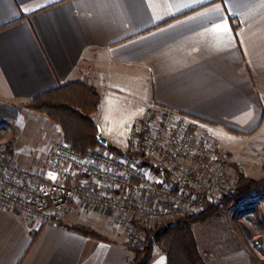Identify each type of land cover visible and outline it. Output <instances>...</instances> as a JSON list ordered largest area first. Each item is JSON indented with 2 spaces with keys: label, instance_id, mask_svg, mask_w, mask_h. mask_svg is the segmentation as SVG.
I'll return each mask as SVG.
<instances>
[{
  "label": "crops",
  "instance_id": "1",
  "mask_svg": "<svg viewBox=\"0 0 264 264\" xmlns=\"http://www.w3.org/2000/svg\"><path fill=\"white\" fill-rule=\"evenodd\" d=\"M17 20L0 31V147L19 168L56 181L46 158L63 130L26 104L82 82L99 91L93 119L115 148L127 150L149 108H170L210 130L244 175L264 177V0H0V27ZM100 216L72 204L41 226L0 204V264H129L126 238ZM193 231L206 264H264L223 226Z\"/></svg>",
  "mask_w": 264,
  "mask_h": 264
},
{
  "label": "built area",
  "instance_id": "2",
  "mask_svg": "<svg viewBox=\"0 0 264 264\" xmlns=\"http://www.w3.org/2000/svg\"><path fill=\"white\" fill-rule=\"evenodd\" d=\"M126 151L139 158L106 147L80 153L61 143L46 158L57 178L47 182L12 163L0 147V204L41 226L72 204L112 211L129 228L128 249L136 250L144 224L201 214L236 190L243 174L208 130L170 108H149L133 125ZM232 206L236 234L264 262V188Z\"/></svg>",
  "mask_w": 264,
  "mask_h": 264
},
{
  "label": "trees",
  "instance_id": "3",
  "mask_svg": "<svg viewBox=\"0 0 264 264\" xmlns=\"http://www.w3.org/2000/svg\"><path fill=\"white\" fill-rule=\"evenodd\" d=\"M19 21L0 27V31L15 25ZM100 103L101 95L93 85L73 82L37 96L29 101L26 107L48 116L52 121L59 124L63 130L64 141L72 145L76 151L85 153L88 150L103 147L98 141L100 128L93 119ZM106 148L111 152L127 155L132 159L139 158L129 151L120 150L110 144ZM260 186L264 188V179L253 180L241 174L237 189L226 196L221 203L207 204L205 211L199 215L148 231L147 247L143 251L134 250V258L129 264H150L155 245L167 254V264H206L199 251L192 225L205 222L223 208L245 200L254 191L261 188ZM71 229L97 237L94 231L80 226H73ZM40 233L41 230L34 235L32 247Z\"/></svg>",
  "mask_w": 264,
  "mask_h": 264
},
{
  "label": "rangeland",
  "instance_id": "4",
  "mask_svg": "<svg viewBox=\"0 0 264 264\" xmlns=\"http://www.w3.org/2000/svg\"><path fill=\"white\" fill-rule=\"evenodd\" d=\"M28 110H30L31 112H34L36 114L45 116L49 120H51L48 116H46L44 114L35 112V111H33V110L29 109V108H28ZM52 122H54V121H52ZM208 131L210 132V134L215 139V135L210 130H208ZM61 143H67V142L64 141V136H63V140H62ZM1 149H2V147H1ZM249 178H251V177H249ZM251 179H253V178H251ZM262 179H264V177H262L260 179H253V180H262ZM260 187L263 188L262 186H260ZM86 207H90V206H86ZM232 207L233 206H229V207L223 208L217 214H215L213 217H211L209 220H207L205 222L193 224L192 225V229H193V227L194 228H197L199 232L209 230L208 231V234H206V235H212L213 233H215L213 231H217L222 226L227 231H229V232H231L233 234L236 233V232H238V227H237V224H236V218L233 217L234 214H233V210H232L233 208ZM95 208H96V210L99 211V213L101 215L100 216L101 219L103 217V219L105 220V222L103 220H101V219L97 220V226L99 228L101 226L102 227L101 229H105V228L110 229L111 232H112L111 233V236H114L115 234H117L120 237L126 238V240H127L129 228L121 226V224H120L121 223L120 216L118 214L113 213L112 211H109V210H106V209H102V208H98V207H95ZM166 224H168V223L144 224L143 225V234H142L140 243H139V245H138V247H137V249L135 251H143L147 247L146 244H147V232L148 231L153 230V229H155V228H157L159 226L166 225ZM201 228H203V229H201ZM157 250H159V248L157 247V245H155L154 246V251H153V259H152V261H151L150 264L153 263L156 255H157ZM131 251L134 253V250H131Z\"/></svg>",
  "mask_w": 264,
  "mask_h": 264
},
{
  "label": "water",
  "instance_id": "5",
  "mask_svg": "<svg viewBox=\"0 0 264 264\" xmlns=\"http://www.w3.org/2000/svg\"><path fill=\"white\" fill-rule=\"evenodd\" d=\"M100 128V127H99ZM98 141L103 147H108L109 140L105 137L103 131L100 128L99 134H98Z\"/></svg>",
  "mask_w": 264,
  "mask_h": 264
},
{
  "label": "snow or ice",
  "instance_id": "6",
  "mask_svg": "<svg viewBox=\"0 0 264 264\" xmlns=\"http://www.w3.org/2000/svg\"><path fill=\"white\" fill-rule=\"evenodd\" d=\"M217 27H219V25Z\"/></svg>",
  "mask_w": 264,
  "mask_h": 264
}]
</instances>
